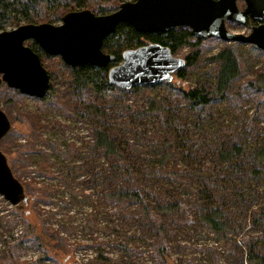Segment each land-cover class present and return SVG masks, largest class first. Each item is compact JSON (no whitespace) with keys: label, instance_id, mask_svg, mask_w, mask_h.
Listing matches in <instances>:
<instances>
[{"label":"rangeland","instance_id":"rangeland-1","mask_svg":"<svg viewBox=\"0 0 264 264\" xmlns=\"http://www.w3.org/2000/svg\"><path fill=\"white\" fill-rule=\"evenodd\" d=\"M237 6L242 9L243 0H237ZM226 28L232 33L248 34L251 27L227 22ZM9 29L12 28H6ZM202 40L196 49L185 45L174 54V57L184 59L195 50L199 51V58L195 65L188 68L184 81L173 74L172 80L167 83L171 86L163 82L156 87H144L139 93L128 95L125 103L134 110H144L147 96L176 100L182 98V91L197 85L213 87L216 64L210 58L225 45H235L240 61V76L232 85L233 92L237 94L235 98L211 100L198 119L192 112L186 113V109L176 106H172L169 113L165 112L170 120L182 116L188 123L177 131L178 139L172 143L171 151L174 153L177 148L187 145L199 162L211 163V154L201 144L211 137L216 136L222 142L228 140L234 130L240 132L249 128L253 134L241 138L245 152L264 143V97L259 93H252L253 96L245 99L239 97L240 93L246 92L248 82L257 77L264 81V51L256 50L251 45L228 43L216 38ZM42 62L55 89L56 102L22 95L4 83L0 84V109L11 124L9 132L1 139L0 150L5 153L8 165L22 184L28 200L27 204L20 205L23 207L20 210L0 196V264L3 261L7 264H100L96 260L99 255L111 258L109 264H167L150 250L152 239L147 238L144 242L137 240L135 245L131 244L129 237L136 231L138 222L126 217L122 219L123 214L118 212L117 205L105 201L94 192L97 186L89 180L94 173L106 168L108 160L102 150L90 149L93 141L91 122L74 113L83 107L74 105L70 112H65L62 107L63 99L71 97L68 90L72 85L71 68L67 65L63 67L65 64L59 57L49 56L43 58ZM86 96L88 99L94 97ZM170 103L168 101L166 105ZM102 104L105 116H101L100 122L93 120L92 123L116 133L117 146L132 163L133 172L141 173V169L149 168L152 173V170L161 169L156 164L146 165L148 159L160 157L169 150L153 135L164 134L165 131L171 133L173 128H161L158 119L150 114L140 117L135 110L122 112L121 115L116 112L118 106L106 107V103ZM120 121H127L133 131L118 127L116 123ZM191 121L195 124L198 122V127L190 126ZM136 131L143 133L140 141L135 140ZM127 142L132 145L126 147ZM186 162L179 160L178 167H183ZM172 165L173 160L168 158L165 167ZM224 176L228 184L238 187L237 198L241 205L238 207L233 199L226 201L224 215L227 230L212 234L196 224L183 225L180 222L182 235L167 239L169 264H180L185 260L209 264V254L205 250H209L220 264H240L239 259L244 256L243 240L263 233L264 227L252 226L250 220L256 217V211L264 219V173L249 178L245 174L233 176L231 171H227ZM146 180L147 183L142 176H138L137 182L152 191L162 188L166 197H180L187 202L193 199L197 190L191 182L184 183L167 177L151 176ZM113 185L110 183V187ZM127 209L132 211L134 206L130 205ZM192 215L190 213L187 218ZM87 222L91 225L89 231L84 232L82 227ZM29 224L34 229L33 235H44L45 243H52L49 235L59 234L60 231L59 235L74 248H69L67 254L60 252L56 259L54 251L45 255L43 248L28 237L14 253V259L11 253L18 241L16 237L24 233ZM119 244L126 246V249L123 250ZM86 260L89 262L86 263Z\"/></svg>","mask_w":264,"mask_h":264},{"label":"trees","instance_id":"trees-1","mask_svg":"<svg viewBox=\"0 0 264 264\" xmlns=\"http://www.w3.org/2000/svg\"><path fill=\"white\" fill-rule=\"evenodd\" d=\"M126 1L134 0H0V31L6 30V28H15L20 25V22H24V24H55L60 22L64 14L82 9H89L96 15L105 14L114 11L119 4ZM244 24L251 27L256 23L247 19ZM191 39H194V42H191ZM202 41L200 37L183 27L175 28L167 33H139L130 25L120 23L116 26L114 32L103 40L101 47L104 53L114 57V61L105 67L85 65L71 68L72 85L68 88L69 92H71V97H66L61 102L65 112H70L74 105L77 108L83 107L81 111L77 110L74 113L91 122L93 141L90 149L92 151L102 150L108 160L106 168L94 173L92 179L89 180L97 186L94 192L98 196H102L105 201L117 205L118 212L123 214L121 215L122 219L126 217L128 220L138 222L139 226L129 237L131 244L135 245L137 240L144 242L147 238L149 240L152 239L153 242L149 244L150 250L167 264L170 263L167 239L182 235V223L183 225L196 224L202 230L212 234L227 230L228 223L224 215L226 201L229 199L236 200L235 203L238 207H241L237 198L239 189L236 184H228L224 176L227 171H231L233 176L245 174L249 178L259 177L264 173V143L253 147L248 152H245L242 147L241 138L253 134L249 128L240 132L234 130L230 138L222 142L216 136L201 142L206 151L211 154V163L199 162L196 159V154L187 145L181 149L177 148L178 150L174 153L171 151L172 143L178 139L177 131L188 125L187 120H183L182 116L173 117L171 120L165 116V112L169 113L172 106L184 108L186 113L192 112L198 119L201 117V111L209 105L211 100L236 97L237 94L233 92L232 85L240 76V61L235 45H225L210 58L211 62L216 64V77L213 87L197 85L187 91H182V98L176 100L174 98H160L157 95L147 96L145 97V109H135L136 114L140 117L146 114L154 116L158 119V125L161 128L165 130L170 127L173 128L171 133H166L165 131L164 134L155 133L153 135L155 139L167 146L169 150L160 157L148 159L146 165L156 164L162 167L161 169L152 170V173H150L149 168L141 169V173L133 172L132 163L125 158L126 154L124 155L125 152L121 151V147L119 149L117 146L116 133L101 129L93 124L92 121L100 122L101 116L106 114L103 102L106 103V107L111 105L118 106V111L116 112L121 115L122 112L135 111L130 105L125 103V99L131 93L142 91L144 86L137 85L129 90H122L110 85L107 80L108 69L122 61V53L125 50L154 43L167 47L174 55L185 45H190L196 49ZM25 44L39 56L42 65L43 58H49L34 42L29 41ZM199 55L197 49L184 58L185 67L175 73V77L178 80L184 81L187 78L188 68L195 65ZM63 67L67 66L63 65ZM166 85L171 86L167 83ZM245 89L248 93H240V96L238 95L240 98L251 97L254 93H259L264 97V81L261 82L260 77L248 82ZM88 94L94 96V99H88L86 96ZM40 100L56 102L55 89L50 84V76L48 93ZM168 101L171 103L166 105ZM37 122L39 123V121ZM197 123L192 122L190 126L197 128ZM116 125L133 131L127 121H120ZM142 134L136 131L135 140L140 141ZM125 145L129 147L132 144L127 142ZM3 154L5 155V153ZM168 158L173 160L174 165L165 167ZM179 160H186V165L178 167ZM11 171L15 177L12 169ZM138 176H142L145 179V183H147L146 179L151 176L167 177L184 183L191 182L196 185L197 190H195L193 199L187 202L180 197H166L162 188H156V190L152 191L141 186L137 182ZM110 183L114 185L110 187ZM239 198L241 197L239 196ZM27 202L28 200L25 204ZM20 205L15 207V209L21 210L23 207ZM130 205L134 206V210L128 211L127 207ZM190 213H193L192 217L187 218ZM254 216L256 217L250 220V224L264 227V219L261 218L260 212L256 211ZM183 217L184 220L182 219ZM90 225V222L85 223L82 230L84 232L89 231ZM27 227L28 229L24 233L22 232L16 237L18 241L13 246L11 253L13 258L14 253L18 252V248L20 245H24L28 237H31L43 248L45 255L54 251L56 259L60 252L67 254L70 251L69 248H74L69 246L66 239L59 235L60 231L59 234L53 233L49 235L48 238L52 243H45L44 235H33V227L30 224ZM71 229L74 228L71 227ZM138 233L141 235L138 236ZM243 244L244 256L239 259L240 264H264V231L258 236H249L244 239ZM118 246L123 250L126 249V246L121 244ZM239 246L241 245L239 244ZM205 251L209 254V264H220L209 250ZM96 260L100 264H109L112 259L99 255ZM3 262V264H7L6 261ZM87 262L89 261L86 260ZM180 264L196 263L185 260Z\"/></svg>","mask_w":264,"mask_h":264},{"label":"water","instance_id":"water-1","mask_svg":"<svg viewBox=\"0 0 264 264\" xmlns=\"http://www.w3.org/2000/svg\"><path fill=\"white\" fill-rule=\"evenodd\" d=\"M134 0L114 11L96 15L89 9L64 14L59 24H22L0 31V84L22 95L42 99L49 90V75L39 56L25 43L34 42L48 56L59 57L69 68L105 67L114 57L102 51L103 40L116 26L126 23L139 33H167L187 28L201 39L216 38L228 43L251 45L264 51V0ZM256 24L248 34L232 33L227 22ZM185 61L159 44L149 43L125 50L122 61L110 67L107 80L122 90L134 86L156 87L172 80ZM11 124L0 109V140ZM0 196L14 207L26 203L22 184L17 180L0 150Z\"/></svg>","mask_w":264,"mask_h":264}]
</instances>
